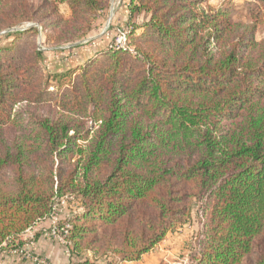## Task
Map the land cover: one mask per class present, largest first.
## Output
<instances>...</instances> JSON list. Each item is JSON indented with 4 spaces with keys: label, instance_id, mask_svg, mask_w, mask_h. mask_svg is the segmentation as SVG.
<instances>
[{
    "label": "trees",
    "instance_id": "trees-1",
    "mask_svg": "<svg viewBox=\"0 0 264 264\" xmlns=\"http://www.w3.org/2000/svg\"><path fill=\"white\" fill-rule=\"evenodd\" d=\"M108 1L0 0V32L41 33L0 45V247L73 199L71 258L137 262L196 208L189 264H264V0H127L124 47L48 70Z\"/></svg>",
    "mask_w": 264,
    "mask_h": 264
},
{
    "label": "rangeland",
    "instance_id": "rangeland-1",
    "mask_svg": "<svg viewBox=\"0 0 264 264\" xmlns=\"http://www.w3.org/2000/svg\"><path fill=\"white\" fill-rule=\"evenodd\" d=\"M226 1L230 3V6L235 11V14L233 15L235 20L240 21L241 23L249 22L247 14L245 12L242 13L244 7L247 5L245 2H248L249 0ZM126 2L127 0H109L106 9L95 21L94 30L85 40L63 45L58 48H41L46 52L45 64L48 70L52 72H62L74 68L83 63L85 58L106 46L124 47L127 43L126 32L128 31V27L125 26V23L129 15ZM219 2L220 0L207 1L208 5L213 7L217 6ZM29 3L36 7L39 5V0H29ZM57 9L63 18L68 17V10L65 5H58ZM147 17L148 16L144 13H141L134 19V25L141 24L143 20L147 19ZM31 26L36 27L39 31V25L32 22L24 23L21 26H18V28L15 27L0 32V45H5L9 41L4 37L5 34ZM40 35L41 33L39 31V41L41 37ZM256 37L258 40L264 37V25L258 27ZM77 204L78 202L73 199H71L70 202L62 201L60 204L57 203L52 218L57 221L64 220L67 218L66 215H68L69 211L77 209ZM48 226H50V223ZM201 229L202 223L200 216L196 208H194L192 218L183 225L177 226L176 229L167 234L163 242L157 246L156 256L159 259L160 264H189L192 254L197 250L198 236ZM26 239H28L26 241H30L28 237ZM28 242H24L22 248H27L32 253L30 248L33 245L30 244L29 247L25 246ZM53 243L56 244L55 242ZM56 245L62 248L60 245ZM12 249H14L12 246L7 247L5 245L0 250V254L8 255L9 251ZM18 258L23 260L21 257Z\"/></svg>",
    "mask_w": 264,
    "mask_h": 264
},
{
    "label": "crops",
    "instance_id": "crops-1",
    "mask_svg": "<svg viewBox=\"0 0 264 264\" xmlns=\"http://www.w3.org/2000/svg\"><path fill=\"white\" fill-rule=\"evenodd\" d=\"M47 228V227H45ZM157 248L145 254L137 262H122L115 258L94 259L91 255L86 254L80 257L67 256L62 248L53 243L52 240L37 235L31 247L32 252L43 259H46L48 264H160L157 258ZM0 264H30L20 260L14 255L0 254Z\"/></svg>",
    "mask_w": 264,
    "mask_h": 264
},
{
    "label": "built area",
    "instance_id": "built-area-1",
    "mask_svg": "<svg viewBox=\"0 0 264 264\" xmlns=\"http://www.w3.org/2000/svg\"><path fill=\"white\" fill-rule=\"evenodd\" d=\"M69 230L70 224L67 221H65V223L61 225L59 224V221L52 218L50 219V226H48L47 228L43 227L42 223H36L30 228H28L24 233L18 235L16 237V241L24 240L22 242H28L26 241L28 240L26 239L28 237L30 241L25 244V246L29 247L30 244L33 245L35 235L39 234L42 237L48 238L56 244L60 245L64 250L65 254L70 257L69 247L71 246V243L67 240ZM5 245L6 244H3L2 247H0V250ZM22 247L14 248L10 250L8 254L21 257L24 261L30 264H47L46 259L35 256L33 252L31 253L27 248Z\"/></svg>",
    "mask_w": 264,
    "mask_h": 264
}]
</instances>
